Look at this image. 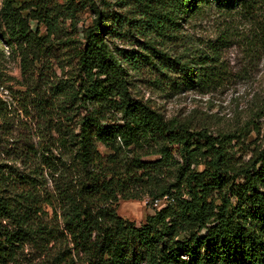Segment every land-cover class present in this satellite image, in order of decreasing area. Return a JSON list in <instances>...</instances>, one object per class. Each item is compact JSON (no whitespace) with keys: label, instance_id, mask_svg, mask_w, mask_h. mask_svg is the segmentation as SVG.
Wrapping results in <instances>:
<instances>
[{"label":"trees","instance_id":"1","mask_svg":"<svg viewBox=\"0 0 264 264\" xmlns=\"http://www.w3.org/2000/svg\"><path fill=\"white\" fill-rule=\"evenodd\" d=\"M51 1L32 0L36 8L31 20L44 22L52 33L57 19H74L89 4L97 17L75 48V83H61L59 89L64 96L60 109L65 121L73 122L75 108H83L85 113L75 126L59 116L52 127L53 145L58 144L69 160L60 157L59 165L67 168L59 173L56 199L62 204L67 243L50 264H264V148L248 162L237 163L230 155V139L236 135L192 129L135 97L123 63L105 41L104 5L108 1L70 0L54 10L49 8ZM213 3L223 11L241 8L251 13L257 42L264 49V0L134 3L143 32L152 29L160 38L180 40L187 51L172 60L150 43L154 52L178 66L188 87L198 85L206 91L221 78L217 47L211 56L186 46L180 29L183 19ZM9 15V28L24 54L25 66L26 60L46 55L49 50L44 39L49 33L44 36L34 30L30 19L13 8L12 0ZM44 100L39 98L37 106L49 115L48 107H42ZM8 110L7 101L0 97L1 124H6ZM146 145L155 149L144 158L138 150ZM172 146L181 159L174 157ZM42 158L58 171L59 165L51 157L42 154ZM171 165L173 179L157 184ZM5 166L0 164V219H12L18 230L10 233L0 221V264L15 260L21 240H51L59 232L55 226L37 223L42 208L37 193L7 188L11 174ZM71 173L75 176L68 178ZM231 180H238L236 189L229 187ZM141 189H147L152 202L166 199V204L137 225L117 209L120 199L140 198Z\"/></svg>","mask_w":264,"mask_h":264},{"label":"rangeland","instance_id":"2","mask_svg":"<svg viewBox=\"0 0 264 264\" xmlns=\"http://www.w3.org/2000/svg\"><path fill=\"white\" fill-rule=\"evenodd\" d=\"M69 1L52 0L49 8L61 9ZM106 1L109 3L104 5L107 11L105 41L123 63L129 88L135 97L148 101L167 119L185 122L192 129L205 128L211 134L236 135L230 139V155L237 163L248 162L264 148V49L257 42L251 13L241 8L223 11L213 3L199 14L182 20L180 33L184 35L186 46L192 45L211 56L217 47L221 78L206 91L198 85L188 87L178 66L155 53L150 45L166 51L174 60L187 53L180 40L160 38L152 29L143 32L140 28L143 21L134 6L135 0ZM12 2L13 8L30 19L34 30L44 36L49 33L50 36L44 39L49 52L39 59L26 60L25 66L24 54L9 28V0H0V81L3 83L0 97L9 106L6 124L0 121V126H4L0 128V164L7 165L3 168L11 174L7 179L9 190L37 193L42 207L36 216L37 223L55 226L59 232L51 240H21L15 260L8 264H50L67 243L61 217L63 208L56 199L59 195L57 185L61 182L59 173L67 168L59 164L61 158L69 160L58 144L53 145L52 127L59 116L75 126L85 113L83 108H75L73 122L65 121L60 109L64 96L59 89L61 83H75L78 73L75 48L84 41L85 30L94 25L97 14L89 4L74 19H57L52 33L44 22L31 20L36 8L32 0ZM39 98L45 99L42 107H48L49 115L38 108ZM154 149L155 146L146 145L138 152L146 158ZM171 149L174 157L181 159L174 146ZM42 154L58 163V171L54 166H48ZM169 167L171 169L165 170L157 184L173 179L175 169L172 165ZM198 169L202 170L203 165ZM74 176L71 173L68 178ZM230 186L236 189L238 180H231ZM234 201L237 202L236 197ZM165 204L166 199L152 202L147 189H141L138 199H120L117 211L122 217L141 225ZM0 221L6 231L17 232L18 227L12 219Z\"/></svg>","mask_w":264,"mask_h":264}]
</instances>
